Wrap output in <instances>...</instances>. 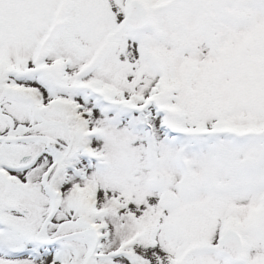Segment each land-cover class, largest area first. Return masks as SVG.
I'll return each mask as SVG.
<instances>
[{
  "label": "snow or ice",
  "instance_id": "6c2138e0",
  "mask_svg": "<svg viewBox=\"0 0 264 264\" xmlns=\"http://www.w3.org/2000/svg\"><path fill=\"white\" fill-rule=\"evenodd\" d=\"M0 264H264V0H0Z\"/></svg>",
  "mask_w": 264,
  "mask_h": 264
}]
</instances>
